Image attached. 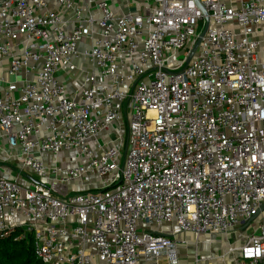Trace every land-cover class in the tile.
Wrapping results in <instances>:
<instances>
[{"label":"built area","instance_id":"1","mask_svg":"<svg viewBox=\"0 0 264 264\" xmlns=\"http://www.w3.org/2000/svg\"><path fill=\"white\" fill-rule=\"evenodd\" d=\"M263 204L264 0H0V239L183 264L178 233L216 235L264 264Z\"/></svg>","mask_w":264,"mask_h":264},{"label":"rangeland","instance_id":"2","mask_svg":"<svg viewBox=\"0 0 264 264\" xmlns=\"http://www.w3.org/2000/svg\"><path fill=\"white\" fill-rule=\"evenodd\" d=\"M203 25L204 24L202 22V24H200V30H202ZM67 157H68L67 155L63 156V159H66ZM58 164H60V162H58ZM73 189L75 190V187ZM260 219L261 218L258 216L254 217L249 222L250 224L245 226L244 230L246 228H248V229L243 233V235L246 233H249V232H253L256 229L257 224H259ZM164 229L165 230H172V229H174V227L171 225H167L164 227ZM186 234H187V236L183 235V236H181L182 238H180V239H182V241L188 242V244L194 243L195 239L193 238V236L190 233H186ZM232 236L233 237H231L230 240H231V242H234L235 241V235H232ZM223 240L224 239L221 236L202 235L199 238V243H200L199 247L194 246L193 249L191 251H189L187 254L190 258H196L197 256L199 258L203 257V259H205V261L208 264H224L225 262H229L228 260H230L233 263L235 261L234 259L236 257V254L235 255L232 254L233 256H230L229 258H228V256L224 257L223 255L226 252V246H223V245L219 246L218 245L219 247H213V244H220V243H222ZM202 243H204L207 246V249H209V250H203L202 249ZM210 244H212V248H210ZM196 248H197V250H196ZM212 257H216L217 260L212 261V259H211Z\"/></svg>","mask_w":264,"mask_h":264},{"label":"trees","instance_id":"3","mask_svg":"<svg viewBox=\"0 0 264 264\" xmlns=\"http://www.w3.org/2000/svg\"><path fill=\"white\" fill-rule=\"evenodd\" d=\"M21 229H16L11 236L0 239V264H42L34 251L33 236L17 239Z\"/></svg>","mask_w":264,"mask_h":264},{"label":"crops","instance_id":"4","mask_svg":"<svg viewBox=\"0 0 264 264\" xmlns=\"http://www.w3.org/2000/svg\"><path fill=\"white\" fill-rule=\"evenodd\" d=\"M15 173H16V171L14 172V174H15ZM31 177H33L34 180L36 179V178H34V176H31ZM257 216H258V215H257ZM247 229H248V228H247ZM247 229L242 230V232H245ZM242 232H241V233H242ZM183 235H186V236H187V234H185V233H178V234H177V238L180 239V238H182L181 236H183ZM191 237H192V236H191ZM180 240H182V239H180ZM194 243H195V241H194ZM194 243L189 244L188 247H185L183 244L179 246V250H180V254H181V258H182L183 264H194L196 258H199L198 256H197L196 258H190V257L188 256V254H187L189 251H191V250L193 249V247H194ZM216 245H217V246H216ZM218 245H219V246H221V245L226 246L224 240H223L222 243H220V244H213V247H219ZM202 249H203V250H209V249H207V246H206L204 243H202ZM186 250H187V251H186ZM199 259L201 260L200 264H208V263L205 261V259H203V257H201V258H199ZM228 261H229V262H225L224 264H232V262H231L230 260H228Z\"/></svg>","mask_w":264,"mask_h":264},{"label":"water","instance_id":"5","mask_svg":"<svg viewBox=\"0 0 264 264\" xmlns=\"http://www.w3.org/2000/svg\"><path fill=\"white\" fill-rule=\"evenodd\" d=\"M196 2H198V0H196ZM201 6V5H200ZM201 8L203 9V11H204V13L206 14V11L204 10V8L201 6ZM204 33H205V30H204V32L201 34V36H200V38H199V41L196 43V45H195V47H194V49H193V53H194V51H195V49L197 48V46H198V44H199V42H200V40H201V37H203V35H204ZM262 209H264V204H263V206H262Z\"/></svg>","mask_w":264,"mask_h":264}]
</instances>
